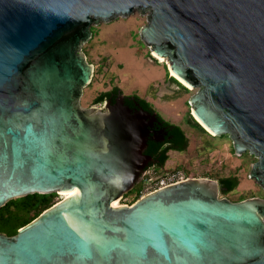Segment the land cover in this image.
<instances>
[{"label": "water", "instance_id": "1", "mask_svg": "<svg viewBox=\"0 0 264 264\" xmlns=\"http://www.w3.org/2000/svg\"><path fill=\"white\" fill-rule=\"evenodd\" d=\"M136 11L149 12L143 41L197 89L192 116L257 158L264 189V0H0V209L76 190L0 233V264H264L260 197L188 178L115 205L153 163L156 117L124 94L83 107L95 72L83 48L93 25Z\"/></svg>", "mask_w": 264, "mask_h": 264}, {"label": "rangeland", "instance_id": "2", "mask_svg": "<svg viewBox=\"0 0 264 264\" xmlns=\"http://www.w3.org/2000/svg\"><path fill=\"white\" fill-rule=\"evenodd\" d=\"M148 14L136 11L129 17L91 27L93 38L85 44L83 52L95 66V72L92 82L84 89L81 105L85 108L103 107V104H94V98L117 86L125 96L137 95L150 102L166 121L180 126L186 133L189 140L186 150L170 152L166 169H149L138 184L143 189L140 198L153 191L151 183L164 171L179 170L189 178L218 181L229 176L237 177L238 187L228 194L220 191V197L232 201L244 197L264 199V189L250 178L257 158L249 152L237 155L228 135L214 136L192 116L189 99L197 89L178 79L185 88L173 81L167 61L161 62L143 41L140 31L147 24ZM190 115L204 130L193 123ZM135 196V193L124 195L118 205H131ZM63 198L62 192H57L54 202Z\"/></svg>", "mask_w": 264, "mask_h": 264}, {"label": "trees", "instance_id": "3", "mask_svg": "<svg viewBox=\"0 0 264 264\" xmlns=\"http://www.w3.org/2000/svg\"><path fill=\"white\" fill-rule=\"evenodd\" d=\"M170 78L181 87L185 88L174 77ZM122 94L123 93L121 89L115 86L110 91L102 92L97 95L94 98L93 103L104 104L110 97H114L115 101L116 98ZM124 99L125 104L130 108H143L155 115L156 120L153 127L150 129L152 133L148 137V144L145 154L150 156L153 160V163L148 168L157 167L164 169L165 165L169 161L170 152L186 150L189 142L186 133L180 126L166 121L159 113L156 112L153 105L147 100L137 95L124 96ZM191 120L198 128L204 130L200 124L193 119L192 116ZM218 182L220 184L222 194H228L234 191L239 185V180L234 176L220 178L218 179ZM141 191L142 189H140L139 185H137L127 195L135 193V202L141 197ZM55 196L56 193H36L9 201L4 207L0 209V233H5L8 236L16 235L19 229L35 220L44 211L56 204V202H54ZM244 199H246V197L241 198L239 201Z\"/></svg>", "mask_w": 264, "mask_h": 264}, {"label": "built area", "instance_id": "4", "mask_svg": "<svg viewBox=\"0 0 264 264\" xmlns=\"http://www.w3.org/2000/svg\"><path fill=\"white\" fill-rule=\"evenodd\" d=\"M150 168H148L145 171L143 178L149 173ZM188 178L189 177H187L186 174L182 173L179 170L164 171V173L161 176L157 177L155 179V181H153V183H151V185H152L151 187H152V190L154 191L157 189H161V188L182 182ZM141 193H142V191H141Z\"/></svg>", "mask_w": 264, "mask_h": 264}, {"label": "bare ground", "instance_id": "5", "mask_svg": "<svg viewBox=\"0 0 264 264\" xmlns=\"http://www.w3.org/2000/svg\"><path fill=\"white\" fill-rule=\"evenodd\" d=\"M154 53V55H156V57H158L159 59H160V61L161 62H164L165 60H164V58L163 57H160V56H158L155 52H153ZM171 74H173V76L176 78V79H178L179 81H181L183 84H187L186 82H184L182 79H180L176 74H174L172 71H171ZM187 86H189L188 84H187ZM190 87V86H189ZM191 88V87H190ZM206 128V127H205ZM207 129V128H206ZM209 132H211L209 129H207ZM212 133V132H211ZM213 134V133H212ZM214 135V134H213ZM76 190H74V191H70V192H66V191H64V192H62V195H64V197L66 198V197H68L69 195H72L74 192H75ZM115 205H118V202H116L115 203Z\"/></svg>", "mask_w": 264, "mask_h": 264}, {"label": "flooded vegetation", "instance_id": "6", "mask_svg": "<svg viewBox=\"0 0 264 264\" xmlns=\"http://www.w3.org/2000/svg\"><path fill=\"white\" fill-rule=\"evenodd\" d=\"M117 98H118V97H117ZM117 98H116V99H117ZM107 101H110V102L114 103L116 100L114 101V97H110V98L107 99ZM103 105H104V104H103Z\"/></svg>", "mask_w": 264, "mask_h": 264}, {"label": "crops", "instance_id": "7", "mask_svg": "<svg viewBox=\"0 0 264 264\" xmlns=\"http://www.w3.org/2000/svg\"><path fill=\"white\" fill-rule=\"evenodd\" d=\"M167 165V164H166ZM165 165V167H164V169H166L167 168V166Z\"/></svg>", "mask_w": 264, "mask_h": 264}]
</instances>
